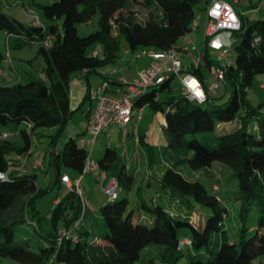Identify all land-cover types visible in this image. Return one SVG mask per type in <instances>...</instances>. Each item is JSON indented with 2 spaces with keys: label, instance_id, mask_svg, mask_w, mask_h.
<instances>
[{
  "label": "trees",
  "instance_id": "trees-1",
  "mask_svg": "<svg viewBox=\"0 0 264 264\" xmlns=\"http://www.w3.org/2000/svg\"><path fill=\"white\" fill-rule=\"evenodd\" d=\"M134 2L56 0L51 4H35L50 21L46 27L39 17L38 24L34 21L25 24L16 13H5L0 8V33L5 36L6 51L10 41L17 49L37 41L38 53L44 61V80L28 76L24 83L17 80L0 86V126L17 124L22 140V145L16 146L0 134V174H5V178L0 179V257L20 264H47L51 258L62 264H139L149 257L142 252L156 245L157 249L149 258L152 264H180L183 260L184 264H255L256 259L264 258V117L257 118L261 111L250 105L247 90L256 75H264V18L247 22L240 17L241 27L237 33L241 38L232 44L236 55L234 63L223 66L224 83L231 87L225 103L215 106L211 98L214 94L204 103L189 101L183 94L171 96L173 76L147 89L134 101V107L147 106L152 111L151 117L159 113L165 121L163 143L172 161L158 186L171 199L185 205V212L166 211L160 205L151 206L141 200L140 210L150 216V225H146L141 221L143 216L134 220L133 211L128 209V197H120L117 190L116 198H106L98 207L101 223L91 222L85 228L81 227L85 217L81 200L65 188L64 195L48 212L50 219L46 223L36 201L48 189L37 187L35 175L19 174L10 168V155L28 156L32 136L40 129L52 128L48 147L55 166V186L60 187L61 166L80 175L87 158L86 149L77 143L82 138H69L61 151L56 149L62 131L75 112L69 105L71 76L83 71L88 76L99 75L98 69L114 64L119 58L120 36L131 52L141 47L154 51L180 50V41L193 30L195 7L203 3L206 9L210 0H140L141 6L151 10L141 21L129 8ZM22 11L25 15L30 13L24 7ZM95 16L97 31L80 37L78 24L92 22ZM94 44H100L101 57L92 56L95 52L88 50ZM3 59L6 55L0 51V62ZM202 60L209 71L218 63L217 59L210 60V49L206 47ZM200 69L189 67L184 71L203 83ZM162 93L164 99H160ZM86 98L89 99V91ZM207 103L213 107H201ZM241 109H244L242 114ZM231 122L234 127L220 128L221 124ZM139 123L137 143L148 151L149 145ZM215 131L212 135L215 147L196 138L197 134ZM118 160L116 152L106 148L96 162L100 170L118 179L119 189L126 177L120 174ZM214 162L229 167L234 173L241 222L247 216L248 205L255 204L258 212L256 227L250 230L238 227L236 238L229 232L228 212L217 191L207 192L201 182L187 180L176 168L180 164L193 170L210 168ZM198 206L210 209L211 214L202 215ZM77 222L74 229L77 232L72 238L58 243V232ZM28 226L38 234L35 243L26 236L19 240L15 235L18 228ZM183 229L190 235L180 237ZM249 231L253 233L248 234Z\"/></svg>",
  "mask_w": 264,
  "mask_h": 264
},
{
  "label": "rangeland",
  "instance_id": "rangeland-1",
  "mask_svg": "<svg viewBox=\"0 0 264 264\" xmlns=\"http://www.w3.org/2000/svg\"><path fill=\"white\" fill-rule=\"evenodd\" d=\"M56 0H0V8L5 13H18L22 8H26L29 10V15H25L22 12L20 18L23 20V23L28 24L33 22V16H37L40 19V22L43 26H48L50 21L45 19L38 6L35 4H51ZM137 1V2H136ZM140 0H135V2L129 6V8L133 9L137 13V20H144L151 14V10L143 7L138 2ZM238 5L236 10L239 14V17H242L244 21L250 22L253 20H258L264 18V0H238ZM23 6V7H22ZM195 16H200L199 26L195 30L190 31L186 37L190 40L188 43L186 40L182 41V47L191 48L192 46L196 47L195 51L189 52V56L193 57V59H197L198 53L201 50L202 43L204 41V23H205V4L199 3L195 9ZM78 35L80 37H85L95 31H97V17L95 16L92 22H87L83 24H78ZM241 38L240 33H233L230 37L231 44H234L235 41H239ZM120 41V50L118 52V56L122 59L119 61V58L114 64H106L102 68H100L97 72L101 74H91L88 76L89 83L92 86V89H96L97 86H102V82H100V78L111 77L110 71L115 69V72H120L124 67L126 69V62H131V59L134 57L127 46V43L124 37H119ZM39 42L33 41L30 46L23 47L19 51L16 49L14 52L10 49L11 56L19 58L20 60L15 59L13 62V68L17 70L18 74L21 76V83H24L27 80V75L30 74L35 77L39 76L42 73L44 68V61L42 56L38 53ZM96 50L99 53V57L102 55V49L100 44H94L88 49ZM146 48H138L134 53L138 54L141 52H145ZM0 51L3 55L6 53V42L3 33H0ZM95 51V52H96ZM133 53V54H134ZM218 52L211 51L210 52V60H216ZM235 51L233 46L229 49L228 58L230 62L234 63L235 60ZM21 59L25 62H21ZM179 59L184 63L187 61L190 62V58L185 54H180ZM3 62V60L1 61ZM132 65V64H131ZM148 66V57L142 58L138 65L133 64L132 70H143ZM2 71V70H0ZM202 73L204 74L205 85H208V72L207 67L203 66L201 68ZM5 79H4V77ZM30 77V76H29ZM128 80V81H127ZM127 80L123 83L124 86L122 88H127L129 84H133L134 81L131 78H127ZM17 81L16 73L8 67H5L3 73H0V85L7 84ZM87 80L85 76L80 73H75L71 76L70 84H69V105L70 109L75 112L71 116L70 120L66 124L64 130L62 131L58 141L56 149L61 151L64 143L69 138H82L84 141H89L93 138V134L87 131V119L89 111L93 113L96 105L95 100H91L86 98V90H87ZM112 86V91H108L110 95H115V85ZM172 88L171 96H179L182 94L180 89V85L176 78L170 83ZM231 87L225 82L219 85L215 89L214 95L211 97L213 99V103L215 106H219L225 103L230 95ZM165 94H160V99H164ZM247 98L249 103L254 108H259L261 113L257 116V118L264 117V75H256L250 86L247 90ZM202 108H212L213 105L210 103L201 105ZM142 109V120L140 121V129H143L144 140L149 145V150L146 151L143 149L137 141L134 140L135 136L133 134V130L135 126L131 124L127 125L125 128L120 127H109L104 129L97 137V140L94 146H87L86 150L91 149V159L94 161L100 160L106 148L113 149L119 160L117 165L120 167V174L126 177L121 181L120 188L118 189V194L120 197H128L129 199V210L133 211L134 220H138L139 217L143 216L144 219L141 221L146 225H150V216L145 214L140 210V201L143 200L148 205H160L166 211L170 210L174 213L185 212V205L180 204L177 199H174L173 202L170 200L168 202L167 199L159 198L158 193L154 192V188L147 187L152 185L151 181H158L161 179L164 171L171 166V156L168 151L164 148V138H160L157 140L156 137V128L159 126L156 122L155 116H152V111L148 107H134V114L137 110ZM240 113H244V109L240 110ZM148 119V120H147ZM154 121V123H153ZM256 120L253 121L252 127L254 128ZM234 127V123H225L221 124L220 128H228ZM18 125L14 123H9L6 126H0V131H17ZM25 128V125H23ZM26 129V128H25ZM54 129L52 128H44L38 130L36 136H32V145L31 150L28 156L20 155L19 161V174H32L35 175V182L37 187L42 189H48V191L43 194L36 201V206L39 210V214L45 218L46 213H48L52 207V200L57 196H63L64 187L61 185L60 188H56L55 183V166L52 164V157L48 153L51 148L48 147L49 138L48 136L53 134ZM214 133L207 134H197L196 138L202 142L207 144L208 146L215 147L216 143L212 140V135ZM133 135V138H132ZM12 143L16 146L22 145V140L18 133L14 134V136L9 138ZM134 140V141H133ZM80 145L79 141L77 142ZM14 156L10 155L9 157ZM177 171H179L187 180L189 181H199L203 184L207 192L213 193L215 192L218 196L222 198V205L226 207L228 212V219L226 221L227 227L229 228V232L232 237H238L237 228H241L242 226L246 229L250 230L252 227H256L258 221V212L256 210L255 204H250L247 206V216L243 222L238 217V211L241 208V204L239 201V189L237 187V180L234 176L233 171L220 163L214 162L210 168H200V169H190L185 165H179L176 167ZM60 171L67 174L71 181H73L72 174L73 172L68 168L61 166ZM104 172V171H103ZM93 171L91 173L85 174L82 176V180L80 183V188L82 189V199L86 205L85 208V217L81 224V227H87L91 222H97L98 225L101 223V220L97 214V210L99 205L105 201L107 198L103 189L107 185V179L102 180L99 176L95 174ZM105 174L109 172H104ZM107 177H109L107 175ZM129 182V183H128ZM127 183V184H126ZM145 184V185H144ZM143 185L147 188H143ZM213 189V191H212ZM144 190V191H143ZM161 190V189H160ZM162 192V191H161ZM167 197H169L167 195ZM154 199V202L152 201ZM55 205V204H54ZM200 213L204 216H209L211 214L210 209L205 207L198 206ZM83 210V207H82ZM196 212V211H195ZM201 215H199L200 217ZM79 224V223H78ZM77 224V226H78ZM64 228V227H63ZM62 228V229H63ZM61 229V230H62ZM60 230V231H61ZM59 231V232H60ZM58 232V235H59ZM74 231L73 235L75 234ZM250 232L248 234H252ZM26 234V235H24ZM17 239L22 240L24 236L31 239V242H36L38 238V234L34 232L32 226L18 228L15 232ZM189 232L185 229L179 232V236H189ZM71 239V238H68ZM39 240L40 237H39ZM158 246L151 245L142 254H148L146 259H143L139 264H152L150 263L149 258L150 255L157 249ZM50 259V258H49ZM203 260H206L205 257H202ZM264 262V258H258L255 260V264H259ZM184 260L180 262V264H184ZM0 264H20L13 260L7 258L0 257ZM47 264H62L52 258L47 262Z\"/></svg>",
  "mask_w": 264,
  "mask_h": 264
},
{
  "label": "built area",
  "instance_id": "built-area-1",
  "mask_svg": "<svg viewBox=\"0 0 264 264\" xmlns=\"http://www.w3.org/2000/svg\"><path fill=\"white\" fill-rule=\"evenodd\" d=\"M238 0H210L205 9V23H204V41L201 50L198 53V58L195 60L188 54L191 51L198 52L195 46L184 48L180 45V50L169 49L167 51H154L147 49L145 52L135 54V58L148 57L150 62L148 66L140 71L133 84L127 86L126 92H118L116 95H109L107 93L108 84L104 82L102 86L89 91L91 100L96 101L95 109L88 121L87 131L93 134V138L89 141L81 140L80 144L86 149L87 146H94L98 135L106 128L120 127L125 128L127 125L134 123L135 129L133 134L136 137V128L142 119V109L137 110L134 114V101L141 96L149 88L156 87L166 81L169 76L177 79L180 89L184 97L189 101H196L204 103L208 96L215 93V89L224 83V69L223 66L229 65L231 62L228 58L229 49L232 44L230 37L234 32L240 30V17L236 10ZM33 21L38 24V17H33ZM200 16L193 19L191 28L196 29L199 26ZM190 40L185 36L182 41ZM210 51L218 52L217 62L208 73V85H205L195 75L184 71L182 61L179 59L180 54H185L190 58V68H202L204 66L202 55L204 48ZM92 56H96L93 53ZM7 62L11 63L8 49L6 51ZM1 70V69H0ZM2 71H0L1 73ZM44 80L43 76L39 77ZM17 80L18 77H17ZM144 107V106H143ZM163 126L165 122L163 120ZM2 138H7V134H1ZM52 152V151H51ZM87 158L83 167L82 173L73 181L67 175H61L60 183L69 191L78 195L81 200L83 211L86 205L82 199V189L80 188V181L83 175L95 171L100 174L102 180L107 179V185L103 189L108 200H113L117 196L119 187L118 179L114 176L107 177L105 173L100 170L96 161L91 159L92 150H86ZM5 174H0V179H4ZM56 204V203H54ZM75 223L72 227L63 228L58 235L57 241L62 239L72 238L74 229L77 227ZM187 243V242H186ZM182 245H180L181 248Z\"/></svg>",
  "mask_w": 264,
  "mask_h": 264
},
{
  "label": "crops",
  "instance_id": "crops-1",
  "mask_svg": "<svg viewBox=\"0 0 264 264\" xmlns=\"http://www.w3.org/2000/svg\"><path fill=\"white\" fill-rule=\"evenodd\" d=\"M131 9V8H130ZM22 11V10H21ZM21 11H18V13H16V16H18L19 18H20V16H21V14H22V12ZM11 13H13V12H11ZM23 15V14H22ZM4 35V34H3ZM4 38H5V36H4ZM5 42H6V40H5ZM182 40L180 41V45H182ZM10 49L14 52L16 49H17V46L13 43V42H9V49H8V53H9V56H10V60H11V63H9V62H7V59H3V62H0V69L2 70V73H3V71H4V69H5V67H8V68H11L15 73H16V75H17V77H18V79L20 80V82H21V76L18 74V72H17V70H15L14 68H13V62H14V60L15 59H17V60H20L19 58H16V56H14V57H12L11 55V52H10ZM19 51L21 50V49H18ZM93 52H95L96 50H92ZM211 52V51H210ZM98 56H99V53L96 51L95 52ZM134 53V52H133ZM132 53V56H134L132 59H131V62H126V69L123 67L122 69H121V73L120 72H115V69L113 70H111L110 71V76L111 77H105V78H100V82H106L107 84H108V89H107V93H108V91H112L113 89H112V86L111 85H115V86H117V87H115V90H114V93H115V95L118 93V92H126V89L125 88H122V86H124V82L127 80V78H131V79H133L132 81H135V79L137 78V75H138V73L141 71V70H132V67H133V64H136V65H138L139 64V62L141 61V59L142 58H145V57H140V58H138V59H136L135 58V53L133 54ZM5 55H6V53H5ZM119 61H122V59L119 57V60H118V62ZM21 62H25V61H23L22 59H21ZM150 62V59L148 58V63ZM132 64V65H131ZM189 64H190V62L188 63L187 61H185L184 63H182V65H183V69L184 70H188V68H189ZM99 70V69H98ZM97 70V71H98ZM200 71H201V69H200ZM207 72L209 73V70H208V68H207ZM80 74L81 75H83V76H85V78H86V80H87V83H88V86H87V90H86V92H88V91H90V90H93L92 89V86L90 85V83H89V78H88V75H87V73L85 72V71H83V72H80ZM201 74L203 75V83L205 84V81H204V74L202 73V71H201ZM99 75L101 76V74H100V72H99ZM28 76H31L32 77V75H30V74H28L27 75V77ZM40 76H42V73H40V75L39 76H37V77H35V76H33L34 78H39ZM4 77V76H3ZM106 78H108V79H106ZM4 79H5V77H4ZM128 81V80H127ZM15 82V81H14ZM14 82H12V83H14ZM12 83H7V84H1L0 86H4V85H10V84H12ZM97 87H99V85L97 86ZM109 94V93H108ZM110 95V94H109ZM114 96V95H113ZM89 99H90V97H89ZM90 101H91V99H90ZM145 107H147V106H145ZM91 115H92V112H90L89 111V114H88V119H87V123H88V121H89V119H90V117H91ZM155 118H156V122L155 123H158L159 124V126L156 128V137H157V140L159 141L160 140V138H162V127H163V117L159 114V113H156L155 114ZM143 119V118H142ZM141 119V120H142ZM148 120V119H147ZM165 122V121H164ZM153 123H154V121H153ZM132 125H134L135 126V124L134 123H132ZM16 133H18V128H17V131H15V132H13V131H4V132H1L0 131V134H7L8 135V138H10V137H12V136H14V134H16ZM132 138H133V135H132ZM82 140V139H81ZM134 140H135V138H134ZM133 140V141H134ZM80 143V142H79ZM49 153V152H48ZM9 161H10V168H11V170L13 171V172H18V169L20 168L19 167V161H20V156H16V155H14V156H11V157H9ZM59 172L62 174V175H67L66 173H64V172H61L60 171V168H59ZM97 176H99L100 177V174H98V173H95ZM56 175V174H55ZM106 176L108 175V176H111L109 173L107 174H105ZM79 175H76V174H72V178L73 179H76L77 177H78ZM71 178V177H70ZM101 179V178H100ZM82 180V179H81ZM158 182H159V180L157 181H151L150 183H153L152 185H149V186H147V187H152V188H154V192H156V193H158V191H159V198H161V199H167L168 200V202L171 200L172 202H173V200L174 199H171L170 198V196L167 194V193H164L163 191L161 192V190L159 189V186H158ZM80 183H81V181H80ZM54 185H55V183H54ZM61 183H60V187H61ZM145 185V184H144ZM143 185V188H147L146 186H144ZM56 187V186H55ZM59 187V188H60ZM64 187V186H63ZM40 188V187H39ZM57 188V187H56ZM40 189H42V188H40ZM42 190H45V189H42ZM65 187H64V193H65ZM144 191V190H143ZM64 195V194H63ZM167 195L169 196V197H167ZM62 196H60V197H55L53 200H52V206L54 205V203H57L58 202V200L61 198ZM52 208V207H51ZM50 216H49V214L48 213H46V216H45V221H46V223H48L49 222V218Z\"/></svg>",
  "mask_w": 264,
  "mask_h": 264
}]
</instances>
